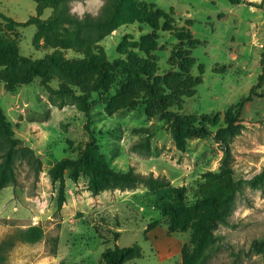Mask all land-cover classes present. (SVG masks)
I'll use <instances>...</instances> for the list:
<instances>
[{
	"label": "rangeland",
	"instance_id": "obj_1",
	"mask_svg": "<svg viewBox=\"0 0 264 264\" xmlns=\"http://www.w3.org/2000/svg\"><path fill=\"white\" fill-rule=\"evenodd\" d=\"M143 6L155 5L171 15L180 28H187L198 43L192 50L196 60L194 77L203 66L202 82L181 107L170 110L180 116L221 115L247 96L264 71V0H135ZM102 0L75 3L79 11L95 12ZM0 13L15 22L36 16L34 0H0ZM51 9L39 16L47 19ZM161 25V23H160ZM152 33L147 24L129 23L117 27L102 41L108 60L144 56L129 43L141 44ZM156 48L150 52L160 71L169 68L177 39L169 32L156 31ZM0 35L14 39L23 57L40 59L53 49L38 34L36 24L8 27L0 19ZM67 58H81L65 51ZM222 71V72H219ZM120 78L109 93H94L87 117L73 104L59 108L40 85L39 78L8 91L0 84V107L20 145L32 148L41 159L40 173L17 160V184L0 189V245L14 238L19 230L39 226L44 237L37 243L13 239L4 246L2 264H100L103 252L115 245H140L142 257L125 264H181V250L192 230L167 232L159 200L165 189L138 184L133 189H112L93 193L88 177L80 174L73 181L65 173V202L58 209V182L48 170L63 158L77 159L85 144L94 138L101 161L115 171L164 177L171 187L195 188L202 175L217 170L226 147L212 135L188 139L176 146L169 124L160 114H147V97L141 95L134 108L116 103L109 110L107 101L117 98ZM51 85L56 88L57 81ZM264 93V80L255 89ZM242 129L227 146L229 162L236 179L249 180L264 167V96H253L242 110ZM216 127H211L215 131ZM157 225L148 229V225ZM118 233L115 240L114 234ZM214 233L220 248L206 264H264V253L248 252L255 238L264 237V188L244 184L226 222ZM57 237L56 253L52 238Z\"/></svg>",
	"mask_w": 264,
	"mask_h": 264
},
{
	"label": "trees",
	"instance_id": "obj_2",
	"mask_svg": "<svg viewBox=\"0 0 264 264\" xmlns=\"http://www.w3.org/2000/svg\"><path fill=\"white\" fill-rule=\"evenodd\" d=\"M36 16H30L24 22H15L0 13V19L8 27L36 24L38 34L44 38L53 51L43 58L31 59L19 54L14 39L0 35V84L8 91H14L22 84H28L39 78L40 85L47 89L49 99L62 108L73 104L76 109L89 117L90 99L94 93H109L112 85L120 78L118 97L109 99L107 105L112 110L116 103L124 108H134L141 95L147 97V114H160L169 124L176 146L185 147L188 139L204 138L212 135L217 143L226 147L217 170L206 171L195 188L185 186L171 187L164 177L153 174H142L132 169L115 171L106 165L100 157V152L94 138H91L77 159L63 158L55 163L48 175L52 182L59 184L58 209L65 202V173L75 181L80 174L88 177V187L93 193L112 189H133L143 184L153 189H165V195L160 198L159 210L165 218L167 232H186L192 230L191 238L181 250V264H206L212 255L220 248V238L214 233L219 223H225L232 210L237 193L244 184L251 188H264V167L249 180L236 179L234 169L229 162L228 145L242 129V110L253 96H264L255 91L264 80V71L258 76L257 83L247 96L220 113L202 115L199 117L180 116L170 109L181 107L182 99L190 97L194 89L202 82L203 66L198 67L199 75L191 73L196 64L192 50L197 46L189 29L176 26L174 18L155 5L143 6L135 0H102L95 12H79L75 8L77 1L83 0H34ZM51 9L47 19L39 16L45 9ZM147 24L152 28L141 44L129 43L144 56L134 53L127 58L118 57L112 61L105 56L101 41L117 27L129 23ZM161 23V25H160ZM171 33L176 39L170 59L169 68L159 73L160 69L154 62L150 52L156 48V31ZM65 51L79 54L81 58H67ZM222 72V71H219ZM57 81V87L51 85ZM218 126L215 131L211 127ZM21 160L35 174L42 167L41 159L34 150L22 146L14 137L1 107H0V189L17 184L14 164ZM157 223L148 225L154 228ZM115 240L119 234H114ZM44 237L39 226H31L19 230L14 238L4 244L11 246L13 239L26 243H37ZM56 253L58 238H52ZM5 245H0V264L4 262L1 251ZM249 252L264 253V237L251 241ZM142 257L139 244L106 249L100 264H125ZM234 264H238L235 260Z\"/></svg>",
	"mask_w": 264,
	"mask_h": 264
}]
</instances>
